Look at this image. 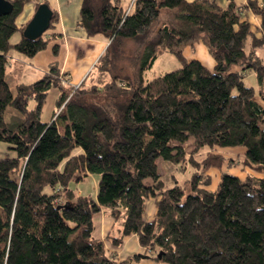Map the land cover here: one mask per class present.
<instances>
[{
	"label": "trees",
	"instance_id": "16d2710c",
	"mask_svg": "<svg viewBox=\"0 0 264 264\" xmlns=\"http://www.w3.org/2000/svg\"><path fill=\"white\" fill-rule=\"evenodd\" d=\"M9 1L13 10L0 16V141L7 145L0 157V264L139 262L138 254L119 261L94 236L93 217L102 209L123 219L119 235H110L114 246L134 234L157 262L264 264V177L223 173L211 190L203 173L222 164L221 154L195 159L204 146H244L246 163L264 173V103L256 99L264 102V0H230L227 7L216 0H130L129 12L122 0H83L80 25L109 39L92 84L65 86L52 62L40 79L14 87L9 52L33 58L46 49L60 35L59 16L49 0H37L53 10L52 34L12 43L25 28L17 17L32 0ZM248 10L260 17L263 36L252 31ZM198 39L214 57L213 70L184 55ZM164 51L182 67L145 83L142 72ZM250 72L257 90L245 82ZM53 87L60 90L55 118L44 122ZM159 158L198 166L185 181L188 190L164 183ZM88 174L97 180L96 197L70 185ZM151 197L158 208L147 221Z\"/></svg>",
	"mask_w": 264,
	"mask_h": 264
},
{
	"label": "crops",
	"instance_id": "0c3cea01",
	"mask_svg": "<svg viewBox=\"0 0 264 264\" xmlns=\"http://www.w3.org/2000/svg\"><path fill=\"white\" fill-rule=\"evenodd\" d=\"M37 0L28 2L22 13L17 17L16 23L19 27L26 26L27 23L34 16L37 5ZM192 1V0H189ZM222 7H227L230 0H216ZM237 5L247 4V0H234ZM83 0H49L50 6L58 12L59 22L55 27V32L58 35L52 40L48 47L39 51L33 58H27L25 55L12 49L9 52V66L11 75L15 76L16 83H32L40 79L48 70L52 62H57L61 71L65 74L63 78L65 86H79L83 82L87 85L92 84L93 78L96 76V64L100 57L104 54L109 45V39L104 34H96L89 36L87 31L80 25L81 7ZM124 7H126L123 3ZM260 5H263L260 0ZM246 18L251 22L252 31L257 37L263 36L260 27V17L248 10ZM20 33L21 40L23 33ZM52 31L44 34L45 38L50 37ZM17 41V42H18ZM13 43V42H12ZM16 43V42H15ZM58 44V55L53 53V45ZM17 52V53H16ZM60 95L59 88H51L45 100L41 119L44 122H50L56 110V103ZM7 153V145L0 142V157ZM91 176L87 175L82 179L75 181L77 184L76 190L81 194L87 192L85 185V178ZM93 177V176H92ZM211 189V188H210ZM214 190V189H211ZM98 192L97 180L94 177L92 194L96 197ZM158 198L151 197L145 203L144 218L147 221L154 220L157 208ZM94 222V236L104 241L108 251L115 255L119 261L133 257L138 253H144L143 247L140 245L138 237L134 234L125 236L123 242L119 246L112 244L110 235H119V229L123 224V219H114L109 212L102 209L93 217ZM135 264H158L152 258L148 257ZM167 264V263H162Z\"/></svg>",
	"mask_w": 264,
	"mask_h": 264
},
{
	"label": "rangeland",
	"instance_id": "374dc122",
	"mask_svg": "<svg viewBox=\"0 0 264 264\" xmlns=\"http://www.w3.org/2000/svg\"><path fill=\"white\" fill-rule=\"evenodd\" d=\"M125 6H128L130 0H123ZM20 33L16 32L11 37V41L13 43L17 42L20 38ZM128 48L133 47L131 42H128ZM132 49V48H131ZM184 55L188 61L192 59L200 60L205 66L209 69H214L215 60L213 55L211 54L208 45L205 41L198 39L193 44H186L183 48ZM261 52V48L259 49ZM17 53V52H16ZM182 67L181 61L170 51L162 52L159 57L154 61L153 65L145 69L142 72V77L144 82L146 83L148 80L162 75L166 72L177 70ZM237 65H232V69H237ZM10 71V66H8L7 70V80L11 87H14L16 84L15 76L8 73ZM133 74V71H129ZM133 78L136 76L133 74ZM245 82L248 86H253L256 90L258 88V79L254 72H250L245 76ZM259 103H264L259 97H256ZM192 141V138L186 144V148L188 152L190 151L189 143ZM1 142V141H0ZM219 153L223 158V162L219 167H210L206 171H204V179L208 180L207 187L210 189H215L221 179L223 173H229L232 175H236L240 178H245L247 175H254L257 177H264L263 172H258L257 170L251 168L246 163V147L244 146H215L214 148H210L208 146H204L200 149V151L195 155V159L201 161L204 159L208 152ZM159 170L161 173L162 180L167 186H172L176 182L182 186H185V181L191 177L195 171L198 170V166L192 163L189 159L182 162H172L165 160L163 158L158 159ZM93 182L94 176H88L85 178V185L87 186V192L83 193H91L93 191ZM74 189H76L77 184L75 181L70 184ZM190 186L185 189L188 190ZM144 253H138V255ZM142 258L140 261H142ZM155 261V260H154ZM157 262V261H156ZM137 263V262H136ZM158 264H162L157 262ZM135 264V263H134Z\"/></svg>",
	"mask_w": 264,
	"mask_h": 264
},
{
	"label": "water",
	"instance_id": "95a60500",
	"mask_svg": "<svg viewBox=\"0 0 264 264\" xmlns=\"http://www.w3.org/2000/svg\"><path fill=\"white\" fill-rule=\"evenodd\" d=\"M13 10V4L9 0H0V16L7 14ZM53 17V10L47 3H41L23 30V35L26 38L36 39L42 36L50 27ZM161 257V253L158 254ZM142 258L149 256L140 254Z\"/></svg>",
	"mask_w": 264,
	"mask_h": 264
},
{
	"label": "built area",
	"instance_id": "2783aa9c",
	"mask_svg": "<svg viewBox=\"0 0 264 264\" xmlns=\"http://www.w3.org/2000/svg\"><path fill=\"white\" fill-rule=\"evenodd\" d=\"M131 5H132V2H130L129 5L127 6V12L130 11V9H131ZM65 82H66V81L62 80V83H65ZM62 108H63V105H62V107L59 109L58 113L62 110ZM54 118H55V116L53 117V119H54Z\"/></svg>",
	"mask_w": 264,
	"mask_h": 264
}]
</instances>
